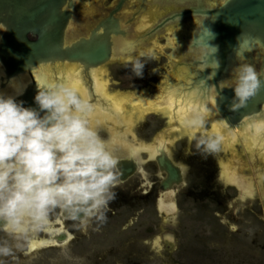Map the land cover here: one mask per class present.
Listing matches in <instances>:
<instances>
[{
  "label": "water",
  "instance_id": "1",
  "mask_svg": "<svg viewBox=\"0 0 264 264\" xmlns=\"http://www.w3.org/2000/svg\"><path fill=\"white\" fill-rule=\"evenodd\" d=\"M104 1L105 6H111L115 0ZM139 1L145 15L129 28L124 27L122 17L118 18L129 0H118L112 14L95 28V24H86V18L96 9L83 10V24L93 29L84 28L81 37L75 38L70 36V28L79 16L73 13L76 0H0L1 88L23 74L32 80L30 83L28 78L17 95L7 98V91L18 87L5 89V95H0V127L9 135L21 129L54 133L63 128L61 98L33 75L35 69L47 64L48 74H58L61 63L68 70L57 86L64 88L71 78L70 68L80 65L82 74H88L89 100L102 105V110L108 108L104 118L113 122L110 114L119 116L117 131L123 133L121 128L130 125V120L122 121L125 101L110 103L114 96L105 89L103 69L136 53L161 51L170 57L163 98L174 117L215 119L227 132L243 129L264 142V0ZM149 5L150 9L144 8ZM98 16L92 18L95 23ZM158 34H171L173 49L166 48ZM93 83L99 92L93 90ZM159 153L158 164L167 174L162 191L167 192L184 183L185 171L165 150ZM254 157L257 166L259 156L256 153ZM133 172L126 170L122 180ZM18 177L32 175L25 170ZM105 183L95 176L94 186ZM62 204L66 218L82 220L88 210V205L79 208L72 201ZM8 221L0 213V230L6 229Z\"/></svg>",
  "mask_w": 264,
  "mask_h": 264
},
{
  "label": "rangeland",
  "instance_id": "2",
  "mask_svg": "<svg viewBox=\"0 0 264 264\" xmlns=\"http://www.w3.org/2000/svg\"><path fill=\"white\" fill-rule=\"evenodd\" d=\"M112 1L108 0L107 2ZM90 3L91 0H81L80 7ZM158 36L166 48L173 49L171 34H158ZM137 66L147 69V73L144 75L142 73L144 80L140 82H137L138 77L133 73ZM103 71H105L103 80L108 83L109 93L127 99L124 118L131 119L132 125L127 126L124 132L120 133L117 131V119L110 117L114 120L113 122L108 120L113 124L109 126L105 122L106 118L101 119L102 114L96 112L91 115L89 122L92 126V133L105 123L109 126L108 132L110 131L111 137L98 133L96 136L98 141H96L91 137V133L90 137L94 141L104 145L111 144V156L114 160L125 154L130 156L131 150L135 149L139 152L136 157L137 161L142 160L146 171H153L155 164L149 162L150 156L142 155V153H149L148 150L152 148L157 136L167 132L162 136L169 145L168 152L177 158L179 164L188 168V163H184V161L189 160L190 156L196 155L198 159L203 157L202 164L207 171L206 174L197 173L194 178L187 173L186 185L179 190L177 195L173 196L174 202L171 198L163 200L164 205L168 204L174 207L175 216L167 219L160 217L153 205L150 214L147 210V213L142 215L138 212L139 216H135L134 212L129 209L118 210L116 215L107 217L106 231L93 237V247L99 254L109 247H115L118 254L116 257L114 256L112 264H124L128 261L139 262L142 261V258H145L148 264H159L160 261L178 264H264V250L261 249L264 244V142L257 138L254 140L253 136L245 134L244 130L238 136L234 131L227 132L225 128L221 129L216 124L218 132L221 134L220 138L223 137L221 140L213 131L214 120L206 117L195 120V122H185L170 131V127H172L171 112L167 111L168 109L165 107L158 106L156 101L162 96L163 85L167 81L170 71V57L166 53L144 51L136 56H127L122 62H114L104 67ZM10 88H13L11 83L6 89ZM157 91L159 93H156ZM3 92L5 89L1 90L0 95H5ZM76 94L73 95L65 113L66 117L70 119L68 121H72L71 124H74L71 120L74 118L72 114L77 112L83 104L80 99L81 95ZM138 96H142L146 103L136 105L131 102ZM81 98L83 99L82 96ZM139 119L141 123L137 126ZM216 127L215 130H217ZM140 128H143L144 133L148 136H141L143 132ZM132 134L134 137L138 136L137 142L132 136L130 137ZM121 135L123 136L121 137ZM115 137H118L119 140L118 143L113 144L112 140ZM228 137L233 138L231 143L227 142L226 138L229 139ZM72 139L75 138L59 139L58 141L59 144L62 141V145H64L63 141L68 142ZM47 141L50 144L44 142L41 148L42 152L35 153L31 160L33 163L44 157L45 161L52 163L47 177L34 186L37 190L40 189L38 185L73 183L76 181L79 168L89 167L87 159L74 147L68 146L64 150L53 149L52 146L59 147L60 145H53L52 141L48 139ZM77 143L81 145L86 154L91 156L87 147L81 144L80 139ZM23 144L17 147L18 143H16L15 150L21 158L25 159L28 151L24 147L26 143ZM230 144H232V148L227 146ZM38 146L37 141H34L33 149L36 150ZM143 146H146L148 150L142 151L144 150ZM256 153L260 160L257 166L254 165ZM149 154L151 155V153ZM91 157L95 160L93 156ZM234 160H237L238 164ZM2 163H4L3 158ZM221 168H224V171ZM256 169L259 170L257 173ZM220 173L222 177H226L225 182L221 181ZM5 174L7 177V172ZM240 178L244 182L242 185H239L237 181ZM2 181L3 179L0 177V211L8 213L5 217L10 218L12 222L16 217L10 212L16 210L23 203L25 189L14 187L16 180L12 174ZM238 187L244 192V195H241ZM191 190L194 194H190ZM69 196L74 197L75 192L70 191ZM144 199L145 197L140 201ZM132 202H136V200H132ZM54 203L53 199H46L45 202H41L40 210H37V206L33 204L32 208L29 207L25 211L39 215L44 213L51 224L58 217L54 214L56 210ZM175 203L177 209L173 205ZM24 204L25 201L17 210L18 212L16 211L14 214H22L21 208ZM162 204L160 201L159 205L162 206ZM52 226H47L46 230L55 229ZM77 226L73 222L67 223L68 230L74 231ZM35 227L28 226L24 234H20L16 228H12L8 232H0V264H78L74 260L75 241L63 249H40L26 255L28 241L32 237H35L36 241H50L44 233V227H37V229ZM165 231L176 234L174 243L161 237ZM255 238L258 239L257 244L253 242ZM156 241L160 242V248L154 250ZM255 245L259 248L255 249ZM92 263L95 264V261Z\"/></svg>",
  "mask_w": 264,
  "mask_h": 264
},
{
  "label": "flooded vegetation",
  "instance_id": "3",
  "mask_svg": "<svg viewBox=\"0 0 264 264\" xmlns=\"http://www.w3.org/2000/svg\"><path fill=\"white\" fill-rule=\"evenodd\" d=\"M80 2L81 0H76L73 13L74 14L77 13L79 16H76L75 20L71 23L72 27L70 28L71 29L70 36H74L75 38H80L81 35L83 34V29L89 28L88 25L95 24L93 27L95 28L100 23L101 19L108 18L112 14V12L116 9L117 7L116 4L118 0H115L113 5L111 6H105L104 0H93L90 4L82 8L80 7ZM90 8L92 9L90 10ZM141 8H142V5L140 4L139 0H129L128 5L124 6V9L118 15V18L122 17V19L124 20L123 25L125 28H129L131 27V25L135 26L136 20L142 17L143 15H145L144 11H142L141 13ZM144 8L150 9L151 6L150 5L147 7L144 6ZM63 10L64 11L68 10V7H64ZM83 10H90V11L94 10L95 11V14L93 16H91L89 19L86 18L88 22L86 24L88 25L83 24L80 18V17L82 18L85 17V14H83ZM129 11H132L131 14ZM94 16L95 17L98 16L96 23H95V20H93L95 18ZM93 28L91 27L89 29H93ZM0 37H1V32H0ZM29 39L31 41L36 40V38H33L32 36H29ZM136 54H134V56H136ZM111 64L112 63H110L109 65ZM135 68L136 69H134L133 73L136 74L138 77L137 82L144 80L142 73L143 75L147 73V69L142 66H137ZM67 70L68 68L60 67L58 68V74L56 75L48 74L49 66L41 67L34 71V75H36L38 82L44 81V86L53 95L56 96L57 94L58 96L56 97L61 98V102H60L62 105L61 120L64 124L61 130L57 131V133L54 132L56 133L54 134L53 132L40 133V132H37L35 129L31 131L21 129L19 131L20 133L11 135V136H14L13 138H7L6 136L8 133L2 127H0V153H1L0 156L4 160V163H2V158L0 157V165H1L0 175L3 169L7 170V177L9 176V174H12L14 179L16 180V184L14 185V187L17 189L18 188L25 189L24 191L25 204L21 208V211L23 213L14 214L23 205L24 201L20 207L10 212L16 217V219L12 220L11 222L10 218H8L9 226L12 228H16L20 234L26 233L27 228L30 225L36 226L35 229H37V227L45 228L44 233L49 237L50 241H47V240L36 241V238L32 237V239L31 240L29 239L28 241V246L26 248V251H27L26 255H30L40 249L41 250L63 249L69 243H71L72 241H75L76 244L74 248L75 249L74 260L77 261L78 264H85V263L93 264L92 263L93 261H95V264H112L114 258L116 257V254H118L115 247L113 246L109 247L107 250L102 251V253L100 254L93 247L94 245L93 237L96 236V234L98 233L103 234V232L106 231L105 230L106 223H108L107 217L116 215L117 214L116 211L121 210V209H125V210L129 209L134 212L135 216H139V214L142 215L144 213H147V210L149 211V214H150L152 205L154 209L157 211V214L160 215V217H164L166 219L168 217H173L176 215V210L171 205H168V204L164 205L163 200H168L171 198V200L174 202L175 199L173 196L177 195L179 190H181V188L186 185V179H187L188 174L190 177L194 178L197 173L199 174L203 172L204 174H206L207 170L202 164L203 161L201 159L203 157L198 159L196 155L190 156L189 160L184 161V163H188L187 165L188 168L184 167L182 164H179L177 162L178 161L177 158H175L171 154V152L170 153L168 152L169 145L168 143L165 142V138L164 136H162L163 133L157 136L150 150L146 149L147 148L146 146H143L145 148H142L144 149L142 151L148 150L149 153H151L152 155L151 156L148 152L142 153V155L150 156L151 159L149 162L152 164H155L153 171H146L142 160L139 162L137 161L136 157L138 156L139 152L136 151L135 149L131 150L130 156L125 154L114 160L113 157L111 156V144L104 145L103 143L96 142L98 141L96 137L98 133L109 135V137H111V134L109 133L110 131L108 132V127L113 124L109 123L108 119H105V122H107L109 126L104 123L100 127L96 128L93 131V133H92V126L89 124L92 114H95L96 112H100L102 114L100 118L102 119L104 118L103 116L108 110V108L102 110V105L89 100V98H91L90 96L91 89L88 86V75L82 74L83 71L77 67L70 68L71 78L69 79L66 86L64 88L59 86V89H57L55 87L56 81L54 80V78L57 77V80H61L65 78ZM104 73L105 71H103V74ZM28 78H30V83H31L32 80L29 75L12 81L11 84L13 85V88H17V87L18 88L7 91V98L19 94ZM14 82H16V85H14ZM76 82L78 83V87L74 89L73 88L75 86L74 83ZM1 85L2 83H0V93L2 89H6L8 87L7 85L5 88H1ZM104 85H105V89L108 91L109 90L108 83L104 82ZM93 90L99 92L97 83H93ZM158 91H161V90H158ZM158 91L156 93H159ZM3 93L5 94V92ZM76 93H79L83 97L85 104L81 96ZM69 94L71 95L67 96ZM74 94L80 96V99L82 100V103L84 105L82 104L79 110L72 114L74 118L71 120H73L74 124H71L72 121H68L70 119L66 117L65 113L69 106L68 104L72 101ZM113 96L114 97L112 98L110 103H113L118 100L125 101V104L128 103L126 98H123L118 95H113ZM156 101H157L158 106L165 107L168 109L167 111L171 112L172 116L170 115L171 116L170 119L172 121V127H170V131H172L173 128H175L178 125H183L185 122H189V121L195 122V120L205 118V117H201V118L178 119L174 117L172 114L171 108L167 105V103L165 102L163 98V90H162V96L157 98ZM131 102L136 105L146 103L145 99H143L142 96L135 97L134 99L131 100ZM125 110H126V105L124 108V114H123L122 121H124L125 123H128L129 120L131 119L124 118L125 113H126ZM110 117H113L117 119V121H119V116L110 114ZM213 120H214V122L212 123L213 131L217 134L218 138H220L221 134L218 132V128L215 125L218 124L221 129H223L224 126L222 122L219 123L215 119ZM131 121H130L129 127L132 125ZM140 123L141 121L139 119L137 121V126ZM215 127L217 128V130H215ZM126 128L127 126L121 128L122 132H124ZM140 130L141 132H143L141 133V136L143 137L148 136L144 133L143 128H140ZM25 131H28V133H25ZM241 131H243V129ZM241 131L238 129V131L236 130L234 132L238 134L239 136ZM91 133L93 135V136L91 135V137H93V139H95L96 141H94L90 137ZM166 133L167 132H165L163 135H165ZM245 134H247V132H245ZM122 136L123 135H121V137ZM131 136L133 137L134 141L137 142L138 136L135 135L134 137L133 134L130 135V137ZM70 137L75 138V139H72L71 141H68V142L63 141L64 145H62V141L59 144V141H58L59 139L68 140ZM46 138L48 140H51L53 145H60L59 147L52 146L53 149L64 150L68 146L74 147L78 153L82 154V156L87 159L89 167H80L79 172L76 175L77 177L76 181L73 183H69V184L60 183L62 185H48V186L38 185L40 189L37 190L35 189L34 186L36 185L37 182L39 183L40 180L47 177V175L50 173L52 163L45 161L44 157L43 159L48 165L44 161H42L43 160L42 158L41 159L39 158L37 161H34L33 163L31 160H32V157L35 156L34 155L35 153L39 154L42 152L41 148L43 147L44 142L49 143V141H47ZM79 139L81 141V144L87 147L88 152L91 154V156L94 157L95 160H93L91 156L86 154V152L81 148V145L77 143V141L79 142ZM220 139L223 140V137ZM253 139L255 140V137H253ZM118 140L119 138L115 137L112 140V143L116 144L118 143ZM34 141H37L39 145L38 148H36V150L33 149ZM24 142L26 143V146L24 147L28 151V155H29V156L27 155L28 158L25 157V159L21 158V156H19L15 150L16 143H18L17 145L18 147L20 145H24L23 144ZM164 145H166V147H164ZM227 146L232 148L231 147L232 144H230V146L229 145ZM162 148L167 152L168 158H170V160L174 164L181 167L185 171L184 183L181 186H175L173 189L169 190L170 192L162 191V182L167 176L166 173L161 171V168L157 161V157L161 155L159 153V150ZM234 161L236 164H238L237 160H234ZM129 163H134L135 166L132 168L129 166H126ZM131 169L134 170L132 175H128V179L126 181L122 180L123 176L125 175V171L131 170ZM25 170H28L30 172L31 170L32 172L34 171L33 179L32 177H28L26 179H21L20 177H18L19 174L24 173ZM222 170L224 171V168H222ZM97 174L99 175L100 178H103V180H106L105 184L101 186L99 185L94 186V179ZM239 174H240V171H239ZM84 176L85 178H83ZM7 177L6 176L3 177L2 178L3 181H5ZM223 178L226 179L225 176H223ZM30 179L32 180L28 181ZM237 181L239 185L244 184L241 178L238 179ZM92 184H93V187L90 188V185ZM70 191L75 192L74 197L69 196ZM190 194H194V192L191 190ZM144 197L145 199L140 201V199ZM46 199H53V201L55 202L54 207L57 210V211L55 210L54 214L58 215V217L54 220L55 222L51 224H50L49 218H47L44 213L39 215L35 213L34 214L26 213L25 211L29 209V207L32 208L31 205L33 204L37 206L36 207L37 210H40L41 202L42 201L45 202ZM132 200H136V202H132ZM69 201L76 203V205L79 208L82 207L83 205H88V210L82 220H79L76 218H66L65 217L64 215L65 210H64L62 203L69 202ZM160 201H161V204L163 203L162 206L159 205ZM173 205H175L177 209V204L175 203ZM57 207L59 208V210ZM1 211L0 213L2 214V217L7 219L5 215L8 213L4 211L1 212ZM40 216L41 218H38ZM68 222L76 223V225H78L77 228L74 231L72 229L68 230L67 229ZM52 224H54L53 226L55 227V229L52 228V229L46 230V227L50 225L52 226ZM1 231L8 232L9 230L2 229L0 230V232ZM19 233H16V234H19ZM161 237L166 238L165 240L167 241L169 240L172 243L176 241V234L169 232V231H165L164 233H162ZM60 239H64V241L60 242ZM257 240L258 239L255 238L253 242L257 244ZM159 244H160L159 241L155 242L156 246L154 250H156L157 248H160ZM254 248L258 249L259 247L255 245ZM261 249L264 250V244L261 246ZM127 253L130 254L129 252ZM124 264H148V262L145 260V258H142V261H139V262L128 261V262H125ZM159 264H178V263L160 261Z\"/></svg>",
  "mask_w": 264,
  "mask_h": 264
},
{
  "label": "bare ground",
  "instance_id": "4",
  "mask_svg": "<svg viewBox=\"0 0 264 264\" xmlns=\"http://www.w3.org/2000/svg\"><path fill=\"white\" fill-rule=\"evenodd\" d=\"M126 58V57H125ZM50 67V64H47V65H44V67ZM42 66H40L39 68H41ZM62 68V65H61V63H58V68ZM75 67H77V68H79L80 70H82L83 71V68L80 66V65H78V66H75ZM39 68H37V69H39ZM36 70V69H35ZM34 70V71H35ZM34 71H33V75H34ZM56 75V74H55ZM84 75H88V74H84ZM24 76H28V74H23V75H21V76H19V77H15V78H12L10 81H8L7 83H4V88L9 84V83H12V81H14V80H16V79H19V78H21V77H24ZM35 76V75H34ZM54 80L56 81V83H55V87L57 88V89H59V86H57V82H58V80H57V77H55L54 78ZM75 84V86L73 87L74 89H76L77 87H78V83L76 82V83H74ZM45 87V86H44ZM46 88V87H45ZM71 94H69V95H67V96H70ZM56 96H58L57 94H56ZM116 103H119L118 101H115ZM177 120V119H176ZM64 125V124H63ZM236 130H238V129H234L233 131H236ZM18 133H20V132H18ZM25 133H28V131H25ZM57 133V132H56ZM56 133H54V134H56ZM121 133V132H120ZM7 138H13L14 136H11V135H8L7 134V136H6ZM233 137V136H232ZM70 138H72V137H70ZM225 138V137H224ZM229 138V137H228ZM226 140H227V142L228 143H231L232 142V140H233V138H229V139H227L226 138ZM114 142V141H113ZM163 142V141H162ZM161 142V143H162ZM164 147H166V145H164ZM145 148V147H144ZM147 149V148H146ZM161 150H164L163 148L162 149H160V151ZM222 169V168H221ZM2 173H1V175H0V177L1 178H3V177H5V173L7 172V170H5V169H3V171H1ZM31 175H32V179H33V177H34V171L32 172V170H31ZM32 179H30V180H28V181H31ZM25 181H27V180H25ZM101 189V188H100ZM98 190V189H97ZM167 192H170V191H167ZM8 219V218H7ZM6 229L7 230H10V229H12V227H10L9 226V221H8V225L6 226ZM61 242V241H60Z\"/></svg>",
  "mask_w": 264,
  "mask_h": 264
}]
</instances>
